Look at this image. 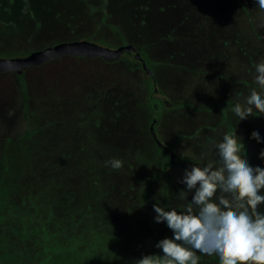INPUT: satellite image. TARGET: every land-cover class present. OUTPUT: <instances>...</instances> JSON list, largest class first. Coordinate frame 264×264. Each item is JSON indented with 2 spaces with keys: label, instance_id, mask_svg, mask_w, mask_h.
I'll return each instance as SVG.
<instances>
[{
  "label": "rangeland",
  "instance_id": "obj_1",
  "mask_svg": "<svg viewBox=\"0 0 264 264\" xmlns=\"http://www.w3.org/2000/svg\"><path fill=\"white\" fill-rule=\"evenodd\" d=\"M82 40L142 52L164 104L155 121L149 72L124 55L29 65L27 102L16 71L0 70V264H135L172 234L153 204L184 203L178 178L222 135H241L250 164L264 167V143L250 139L264 137V116L235 125L228 111L254 87L246 69L264 60L251 0H0V57ZM112 157L123 166H107Z\"/></svg>",
  "mask_w": 264,
  "mask_h": 264
},
{
  "label": "clouds",
  "instance_id": "obj_2",
  "mask_svg": "<svg viewBox=\"0 0 264 264\" xmlns=\"http://www.w3.org/2000/svg\"><path fill=\"white\" fill-rule=\"evenodd\" d=\"M251 4L264 26V0ZM246 71L254 87L237 93V102L228 105L235 125L250 115L264 116V60ZM250 139L264 143L258 130ZM212 150L213 157L202 156V164L185 168L178 178L185 185L177 192L184 203L153 204L154 222L165 223L172 234L155 243L159 254H145L135 264H198L201 256L214 257L216 264H264V167L250 164L236 133L222 135ZM258 158L264 161V148ZM104 163L112 169L123 166L116 157Z\"/></svg>",
  "mask_w": 264,
  "mask_h": 264
},
{
  "label": "water",
  "instance_id": "obj_3",
  "mask_svg": "<svg viewBox=\"0 0 264 264\" xmlns=\"http://www.w3.org/2000/svg\"><path fill=\"white\" fill-rule=\"evenodd\" d=\"M63 54H83L87 56L108 57L109 50L91 42H60L47 46L40 50L32 51L22 56L0 57V70L3 69H24L29 65L41 64ZM118 55H124L129 59H139L143 67L147 68L139 50L135 47L121 46Z\"/></svg>",
  "mask_w": 264,
  "mask_h": 264
},
{
  "label": "trees",
  "instance_id": "obj_4",
  "mask_svg": "<svg viewBox=\"0 0 264 264\" xmlns=\"http://www.w3.org/2000/svg\"><path fill=\"white\" fill-rule=\"evenodd\" d=\"M76 42H85V40L76 41ZM106 48L109 50V55H108V57H106L107 60H115V59L118 58L119 55H118V51L117 50L110 49L108 47H106ZM140 54L143 57L144 63L147 66V68L144 69V72L145 73H147V71L149 72L148 78H144L145 86H146V88L149 89V95H148V97L146 99V103H147V106L151 110L155 111V113H156V120L155 121H157L158 120V110L160 109L162 104H164V100L161 99L160 97H156L157 99H155V97H153V96H155L154 90H153L154 89L153 88L154 79H152L151 72L148 69L150 60L148 58H146L145 55L142 52ZM77 55H83V54H77ZM122 58H126V57L123 56ZM24 69H13V70L16 71L18 79H19L20 90H21V93H22L23 101L27 102V90H26V83H25L24 74H23L24 73ZM3 70H7V69H3ZM160 104H161V106H160ZM149 131H150L151 139H152L153 143H155L156 148L160 152H162L165 155V157H166L165 166L167 168L168 167L172 168L176 164L172 148L170 146L164 144L159 139L158 135L156 134V132H155V130L153 128V124L150 125ZM155 177H156V175H154V179H155ZM151 183L153 184V182H151Z\"/></svg>",
  "mask_w": 264,
  "mask_h": 264
},
{
  "label": "flooded vegetation",
  "instance_id": "obj_5",
  "mask_svg": "<svg viewBox=\"0 0 264 264\" xmlns=\"http://www.w3.org/2000/svg\"><path fill=\"white\" fill-rule=\"evenodd\" d=\"M140 63H142V61L141 60H139V59H137ZM144 68V67H143ZM145 69V68H144Z\"/></svg>",
  "mask_w": 264,
  "mask_h": 264
}]
</instances>
